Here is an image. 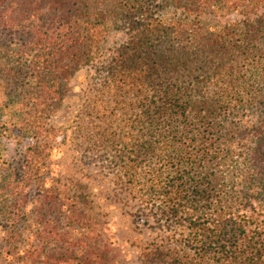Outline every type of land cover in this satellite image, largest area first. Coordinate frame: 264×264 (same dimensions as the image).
<instances>
[{"label": "trees", "instance_id": "1", "mask_svg": "<svg viewBox=\"0 0 264 264\" xmlns=\"http://www.w3.org/2000/svg\"><path fill=\"white\" fill-rule=\"evenodd\" d=\"M233 15L224 26L211 24ZM112 34L126 40L102 63L108 81L154 88L140 99L132 122L140 133L122 153L136 162L125 163L130 179L145 199L158 201L153 206L166 227L142 248L139 264H264V85L247 103L229 99L225 90L197 95L199 81L238 82L239 66L248 72L260 65L264 0H0V61L8 58L6 39L17 41L9 59L17 104L10 98L0 124L43 135L33 138L17 167L0 162V172L13 174L0 185V216L12 221L8 240L14 239L17 256L47 264L114 258L96 219L48 187L45 174L56 135L48 117L70 78L94 62ZM24 66L29 81L21 76ZM185 81L191 86L182 91ZM250 108L258 113L250 126L228 122ZM232 135L254 139L239 163L222 148ZM143 160L147 168L136 175Z\"/></svg>", "mask_w": 264, "mask_h": 264}, {"label": "rangeland", "instance_id": "2", "mask_svg": "<svg viewBox=\"0 0 264 264\" xmlns=\"http://www.w3.org/2000/svg\"><path fill=\"white\" fill-rule=\"evenodd\" d=\"M235 17H216L211 24L224 26ZM13 32L4 33L10 36ZM125 40V35L112 34L107 37L94 62L85 65L70 78L60 106L48 117L49 124L56 127V135L52 141V153L45 162L48 166L45 174L50 178L46 184L48 187H57L60 197L70 196L84 212L96 219L105 241L114 253L113 260L107 264H139L142 248L158 240L166 230L164 221L158 220L157 206H153L158 201L145 199L143 192L138 189L139 184L134 186L135 177L130 179L125 163L129 161L135 165L136 162L131 157H122L126 146L132 147L131 138L135 139L137 133H140V127L132 124L141 110L140 99L147 93H153L154 88L149 86L142 90L137 81L131 90L123 86L124 80L112 83L108 81L102 67L103 61ZM15 42L6 39L5 47L8 51L5 52L8 58L4 57L0 61V114L4 113L3 109L10 98L15 100L13 104H17L16 97H12V83L9 82L13 65L9 59L17 49ZM26 68L24 66L22 69L21 76L29 81L30 73L25 71ZM245 70L239 66L238 82L234 80L229 83V77L199 81L197 95L203 92L207 97L209 93L225 90L229 99L235 102L255 101L254 93L264 85V59L252 71ZM189 81L182 84V91L190 85ZM127 83L130 84L129 77ZM254 111L255 108L241 109L228 122L240 128L250 126L258 114ZM28 135L29 131L6 129L0 124V162L8 161L1 165L17 167L33 138L36 140V137L43 136ZM253 145L252 136L232 135L230 143L223 144L222 148L232 150L239 163L249 155ZM130 153L133 155V150ZM137 165L139 170L136 175L147 168L144 160ZM9 171L5 168L0 172V185L4 184L2 179L11 173ZM238 181L241 182V177ZM64 202L71 204L70 199H64ZM11 223V220L0 216V264H47L41 260L24 258V254L23 258L17 256L18 248L14 246V239L8 240L14 228Z\"/></svg>", "mask_w": 264, "mask_h": 264}]
</instances>
